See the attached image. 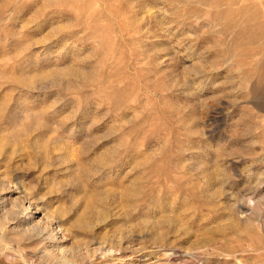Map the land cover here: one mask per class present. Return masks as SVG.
Listing matches in <instances>:
<instances>
[{
    "label": "rangeland",
    "instance_id": "374dc122",
    "mask_svg": "<svg viewBox=\"0 0 264 264\" xmlns=\"http://www.w3.org/2000/svg\"><path fill=\"white\" fill-rule=\"evenodd\" d=\"M0 264H264V0H0Z\"/></svg>",
    "mask_w": 264,
    "mask_h": 264
},
{
    "label": "bare ground",
    "instance_id": "6f19581e",
    "mask_svg": "<svg viewBox=\"0 0 264 264\" xmlns=\"http://www.w3.org/2000/svg\"><path fill=\"white\" fill-rule=\"evenodd\" d=\"M238 20V19H237ZM254 30V29H253ZM256 30V29H255ZM259 30V29H258ZM35 228V227H34ZM35 230V229H34Z\"/></svg>",
    "mask_w": 264,
    "mask_h": 264
}]
</instances>
